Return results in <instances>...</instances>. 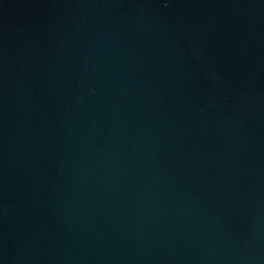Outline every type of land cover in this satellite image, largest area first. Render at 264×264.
<instances>
[{"label": "water", "instance_id": "95a60500", "mask_svg": "<svg viewBox=\"0 0 264 264\" xmlns=\"http://www.w3.org/2000/svg\"><path fill=\"white\" fill-rule=\"evenodd\" d=\"M0 264H264V0H0Z\"/></svg>", "mask_w": 264, "mask_h": 264}]
</instances>
